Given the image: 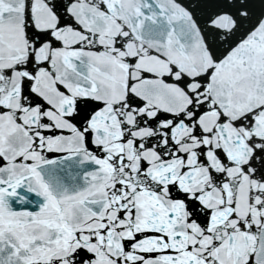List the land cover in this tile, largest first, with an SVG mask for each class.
Listing matches in <instances>:
<instances>
[{
	"label": "snow or ice",
	"instance_id": "snow-or-ice-1",
	"mask_svg": "<svg viewBox=\"0 0 264 264\" xmlns=\"http://www.w3.org/2000/svg\"><path fill=\"white\" fill-rule=\"evenodd\" d=\"M0 264H264V0H0Z\"/></svg>",
	"mask_w": 264,
	"mask_h": 264
}]
</instances>
